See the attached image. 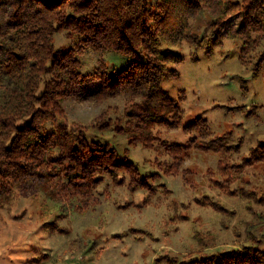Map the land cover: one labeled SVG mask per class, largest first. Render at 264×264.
Masks as SVG:
<instances>
[{"label":"trees","instance_id":"1","mask_svg":"<svg viewBox=\"0 0 264 264\" xmlns=\"http://www.w3.org/2000/svg\"><path fill=\"white\" fill-rule=\"evenodd\" d=\"M233 18L238 23L226 28ZM62 32L70 47L55 45ZM224 38L240 41L242 63L259 72L264 65V0H0V209L33 190L88 198L104 177L118 183L120 174L129 177L133 192L148 188L150 178L142 177L127 157L122 159L116 147L91 137L90 128L125 134L132 146L150 150L157 142L174 160L164 165L167 173L177 172L191 151L154 136L156 126L182 127L195 143L209 136L201 147L220 156L222 171L231 168L241 175L246 167L264 165V145H259L242 163L229 166L231 134L214 136L203 118L184 124L179 102L163 87L179 78L172 67L182 62L178 49L185 43L194 55L203 47L211 53ZM88 51L117 52L131 61L111 73L106 61L99 60L93 71L84 72L82 57ZM88 84L95 87L81 92ZM119 96L125 98L121 110L109 109L91 126L68 123L64 100L103 103ZM230 194L264 205V190ZM56 216L57 224L62 216ZM168 263L264 264V250L245 245L199 251L195 258Z\"/></svg>","mask_w":264,"mask_h":264},{"label":"rangeland","instance_id":"2","mask_svg":"<svg viewBox=\"0 0 264 264\" xmlns=\"http://www.w3.org/2000/svg\"><path fill=\"white\" fill-rule=\"evenodd\" d=\"M237 23L233 18L225 26ZM54 42L57 47L72 45L63 32ZM178 51L183 60L172 69L179 78L163 87L179 102L184 124L203 118L214 136L231 134L228 164L242 163L251 149L264 145V65L257 73L246 67L240 41L231 38H224L211 53L203 47L194 55L186 43ZM99 60L106 61L111 73L131 61L117 52L88 51L82 57L83 71H93ZM88 86L81 92L95 87ZM79 99L62 102L70 125L91 126L125 103L124 96L103 103ZM88 134L116 147L122 159L127 157L142 177L150 178V189L133 192L129 177L120 174L118 183L104 177L88 198L68 199L64 193L53 197L40 190L13 198L0 209V264H169L174 258H195L199 251L245 245L264 250V205L230 194L245 189L259 195L264 190V165L246 167L241 175L231 168L222 171L220 156L201 147L209 136L195 143L182 127L156 126L154 136L191 151L177 172L167 173L164 165L174 160L157 142L150 150L132 146L127 135L114 131L90 128ZM56 215L62 216L57 224ZM55 226L58 230L53 231Z\"/></svg>","mask_w":264,"mask_h":264}]
</instances>
